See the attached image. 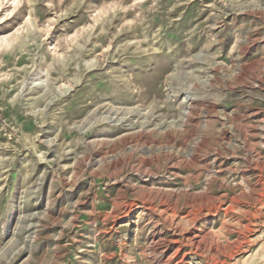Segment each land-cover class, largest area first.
<instances>
[{
	"label": "rangeland",
	"instance_id": "rangeland-1",
	"mask_svg": "<svg viewBox=\"0 0 264 264\" xmlns=\"http://www.w3.org/2000/svg\"><path fill=\"white\" fill-rule=\"evenodd\" d=\"M0 264H264V0H0Z\"/></svg>",
	"mask_w": 264,
	"mask_h": 264
}]
</instances>
